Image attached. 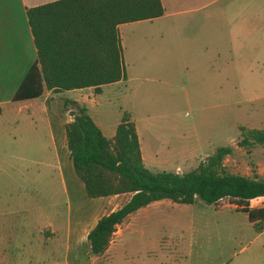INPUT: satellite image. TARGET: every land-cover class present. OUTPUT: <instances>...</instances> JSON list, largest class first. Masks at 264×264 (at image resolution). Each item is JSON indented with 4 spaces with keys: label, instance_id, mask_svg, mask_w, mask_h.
<instances>
[{
    "label": "rangeland",
    "instance_id": "rangeland-1",
    "mask_svg": "<svg viewBox=\"0 0 264 264\" xmlns=\"http://www.w3.org/2000/svg\"><path fill=\"white\" fill-rule=\"evenodd\" d=\"M207 13L201 66H182L169 47L174 41L151 34L147 23L123 24L126 78L96 97L88 91L94 100L88 113L106 127L128 113L153 172L192 171L229 146L227 172L264 177V147L239 145L241 128L264 130V0H201V14ZM244 26L251 30L234 51L229 34ZM56 96L38 100L46 119L52 108L73 119L85 107ZM6 126L0 123V264H264V219L256 232L244 206L229 198L154 203L135 213L121 235L117 227L103 254L91 255L87 232L129 195L87 198L64 144L59 166L47 128L44 141L31 143L30 128L13 141ZM248 207L263 208L264 198Z\"/></svg>",
    "mask_w": 264,
    "mask_h": 264
},
{
    "label": "trees",
    "instance_id": "trees-1",
    "mask_svg": "<svg viewBox=\"0 0 264 264\" xmlns=\"http://www.w3.org/2000/svg\"><path fill=\"white\" fill-rule=\"evenodd\" d=\"M163 15L161 0H58L26 10L36 59L17 87L14 101L33 99L47 91L64 92L125 80L118 26ZM77 105V104H76ZM239 145L264 147V130L241 128ZM66 147L72 169L89 199L131 194L118 209L101 216L87 233L89 253L103 254L119 224L129 215L161 200L191 205L197 199L212 205L229 198L244 206L256 232L263 230V208L248 202L264 198V177L229 173L223 160L233 152L220 146L196 169L186 173L153 172L142 159L135 124L128 113L120 118L115 134L107 138L77 107L65 125Z\"/></svg>",
    "mask_w": 264,
    "mask_h": 264
},
{
    "label": "crops",
    "instance_id": "crops-1",
    "mask_svg": "<svg viewBox=\"0 0 264 264\" xmlns=\"http://www.w3.org/2000/svg\"><path fill=\"white\" fill-rule=\"evenodd\" d=\"M55 1L58 0H0V123L2 121L7 122L6 128L11 129L13 141H17L23 130L28 131L30 128L33 134L32 141H30L31 143H38L40 140L44 141V130L47 128L50 138L53 140L52 143L58 146L55 156L59 166L63 168L60 157L61 152H63V146L61 145L64 144L66 149L65 153L69 158V151L66 147L65 125L72 121V119H65L62 111L56 108H52V110H50L48 119H46V116L44 117L46 109L40 106L38 100L41 98H45V100H51L53 95H57L56 98L58 97L59 99H69L78 104L84 103L88 113L89 107L86 106H88V103L92 102L93 100V98L90 96L91 93L88 91H92V93H94L93 90L91 88H85L55 93H52V91H47L44 95L37 98L21 101L13 100V95L17 87L36 59V49L27 20L26 10ZM161 3L163 6L162 16L150 20L136 22L147 23L150 25L147 30L150 31L151 34H154L155 32L159 33L161 36H163V39L168 42V44L174 41L173 46L171 43L169 44L171 45L169 47L174 49L172 54L182 66H201V32L203 31L205 25H210L208 19L211 17V14H201V0H161ZM155 23H158V26L153 28L152 26ZM122 25L123 24H120L118 26V31L121 46L123 48L120 32ZM250 30V28L244 26L242 28H236L232 30V33L230 32L228 42L234 51L236 50L238 44H242L245 36ZM216 31L217 29H215V32ZM169 47L168 50H171ZM103 86H101V93ZM82 93H85V98L78 96V94L82 95ZM101 93H94L95 97ZM91 118L94 122L96 121L95 118ZM117 124L106 127L102 124L97 125L96 123L98 127L100 126L99 128L107 138H112L114 136V130H116ZM140 150L143 162L145 164L146 159L141 144ZM175 172L177 173V171ZM126 195H129L126 200L128 201L131 194H119L96 199H115L118 197H121L122 199ZM161 201L153 202L146 207ZM119 207L111 209L108 213L118 209ZM144 208L139 209L135 213H138ZM135 213L129 215L123 220L121 224L117 226L118 228H121L119 229V235L123 233V230L127 226L129 219H131ZM96 222L93 224V226L96 224ZM93 226L90 229H92ZM47 227L51 226L47 225ZM44 228H46V226H43L42 230ZM52 231L54 233V230Z\"/></svg>",
    "mask_w": 264,
    "mask_h": 264
},
{
    "label": "built area",
    "instance_id": "built-area-1",
    "mask_svg": "<svg viewBox=\"0 0 264 264\" xmlns=\"http://www.w3.org/2000/svg\"><path fill=\"white\" fill-rule=\"evenodd\" d=\"M222 200V199H221ZM220 201V200H219Z\"/></svg>",
    "mask_w": 264,
    "mask_h": 264
}]
</instances>
